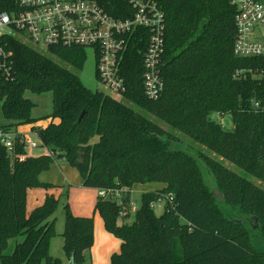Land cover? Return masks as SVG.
<instances>
[{
  "label": "trees",
  "instance_id": "obj_1",
  "mask_svg": "<svg viewBox=\"0 0 264 264\" xmlns=\"http://www.w3.org/2000/svg\"><path fill=\"white\" fill-rule=\"evenodd\" d=\"M14 1L0 0V11L9 12ZM131 1L109 0L107 11L116 18L131 15ZM159 5L165 20L164 86L155 101L143 94L144 46L129 50L126 91L115 98L82 85V50L54 48L46 56L17 39L9 42L13 80L0 82L5 127L49 120L45 128H31L48 154L22 161L0 146V264H63L49 253L62 199L63 254L69 264L86 263L93 219L70 213L66 191L59 198L46 196L26 213V191L51 189L38 177L60 161L79 171L84 188L128 190L121 206L109 197L96 201L104 229L120 242L109 264H264V251L253 247L264 243V191L255 186L264 184V59L234 56L235 11L227 0H159ZM25 93H51V114L32 118L34 104ZM212 115L229 116L232 130ZM175 134L187 139L191 153L174 144ZM24 154V146L16 144L14 155ZM202 168L212 175L213 190ZM136 184L165 187L142 193L128 225L125 205ZM160 201L164 211L156 216L153 206ZM18 238L22 241L5 255Z\"/></svg>",
  "mask_w": 264,
  "mask_h": 264
},
{
  "label": "built area",
  "instance_id": "obj_2",
  "mask_svg": "<svg viewBox=\"0 0 264 264\" xmlns=\"http://www.w3.org/2000/svg\"><path fill=\"white\" fill-rule=\"evenodd\" d=\"M227 1L235 11L234 56L264 59V0ZM108 3L109 0H15L9 12L0 11V82L13 80L9 42L17 39L37 52L79 49L85 57L89 52L95 60L97 82L110 95L120 96L126 91L124 60L132 47L144 46L143 94L148 100H157L164 86L161 56L165 20L159 0L131 1L133 12L122 18L108 13ZM32 135L37 142L30 135L0 124V146L22 161L39 148L37 136ZM16 144L24 146V155H14ZM123 193L101 190L97 196L109 197L121 206ZM123 216L121 213L119 220Z\"/></svg>",
  "mask_w": 264,
  "mask_h": 264
},
{
  "label": "rangeland",
  "instance_id": "obj_3",
  "mask_svg": "<svg viewBox=\"0 0 264 264\" xmlns=\"http://www.w3.org/2000/svg\"><path fill=\"white\" fill-rule=\"evenodd\" d=\"M38 52L48 56L47 50H40ZM78 76H79V79L82 85L88 90L92 92L97 91V92L109 94L107 91L103 89V87L95 79V60L89 54V52L86 55L83 69L80 73H78ZM24 96L26 99L30 100L34 104V108L31 112V116L34 119H41L51 114V111H52L51 93H43L39 95L25 93ZM115 98L117 97L115 96ZM212 119L220 123L226 131L232 130L233 125L231 123V119L229 116L225 115L220 118V117H217L216 115H212ZM3 122L4 120L2 118L1 111H0V124H2ZM30 137L35 142H37V140L33 138L32 135H30ZM175 138L176 140H173V141H174V144L178 145L177 147H179L183 151L191 153L192 150L188 148V145H185L186 143H188L187 139L183 138L181 135H176V134L174 135V139ZM96 140L97 139H94L92 141L96 142ZM92 141H91V144H93ZM36 150H34V153L38 154L37 153L38 150L37 151ZM223 164L227 168L233 171H236V173L240 174V172L236 169V167H234V165H232L229 161L223 160ZM201 171L203 174V179H204L205 184L208 186L209 189L213 190L215 188V182H214L212 175L206 168H202ZM154 185L156 186L157 184H154ZM144 186H146V184L144 185L136 184L132 186L131 189H129L128 194L130 195V197L128 199L129 202L127 204L125 203L126 204L125 206L127 207L125 211H130V217L124 222L128 225L131 224L133 221V218H132L133 211L138 209L140 206V199H141L142 193L147 190L145 189ZM255 186H256V190L258 189L257 191L259 190L264 191V184L256 183ZM164 187L165 186L163 187L161 186L160 190H162ZM123 191H125L126 193L128 190L123 189ZM155 191H159V190H155ZM164 205H165L164 202H158L154 204L153 211L156 216L162 215L164 211ZM220 207L226 214L230 215L231 212L227 206L220 205ZM54 218L56 219V223H55L56 237L52 239L51 241L49 253L52 258L59 259L62 262H65V257L62 251L63 239L61 236L63 232V225H64V211L61 205L58 206L55 212ZM94 222L96 225L98 224V222H100L98 228L95 227ZM93 230H94V243H93L91 250L87 254L86 264H109L111 262L112 256L119 252V248H120L119 242L113 236H110V237L108 236V238H110L108 239L106 235H104L108 233H106V230L104 229L101 223V218L98 213L95 214V219L93 221ZM21 241H22V238H18L17 240L10 241L4 254L10 255L14 250L16 242L19 243ZM253 247L257 251H260V252L264 251V243L261 245H258L254 242Z\"/></svg>",
  "mask_w": 264,
  "mask_h": 264
},
{
  "label": "crops",
  "instance_id": "obj_4",
  "mask_svg": "<svg viewBox=\"0 0 264 264\" xmlns=\"http://www.w3.org/2000/svg\"><path fill=\"white\" fill-rule=\"evenodd\" d=\"M3 124H5V122H3ZM48 124H49V120L39 121L33 126L45 128ZM33 126H21V127H17L16 129H12V128L11 129L19 134L36 135V133H34L31 129ZM92 142L94 143V141ZM88 145L90 146L91 142ZM37 150L36 151L38 154H35L34 151H32L31 154L32 158L48 154V152L45 149H42L40 147ZM38 179L40 183L52 185V188L47 190L42 188H33V189H28L26 191L25 208L27 214H30L34 209L41 206L44 203L46 196L52 195L55 198H59V196L66 191L67 192L66 201L69 206L70 213L75 217L92 218L94 221L96 214L94 209L98 198L97 196L98 191L93 189H87L82 186L83 180L79 171L76 168L70 167L67 163L63 161L56 162L51 164L47 171L41 173ZM161 186L163 187L164 185L157 184L155 186L154 184H148V185L146 184V186H144L145 189H147L145 192L160 190ZM63 204H64V200L62 199L59 205L63 207ZM99 223L100 222H98V224L96 225L94 222L96 228L99 227ZM101 223L103 225L102 219H101ZM93 235H94V230H93ZM104 235H106L107 238L108 236L109 237L112 236L109 233ZM119 247H120V242H119ZM87 254L88 253H86L85 256L86 263H87ZM62 263L68 264L66 257H65V262Z\"/></svg>",
  "mask_w": 264,
  "mask_h": 264
},
{
  "label": "water",
  "instance_id": "obj_5",
  "mask_svg": "<svg viewBox=\"0 0 264 264\" xmlns=\"http://www.w3.org/2000/svg\"><path fill=\"white\" fill-rule=\"evenodd\" d=\"M80 119H81V118H80ZM220 199H222V197H220ZM235 222H236V223H240V221H238V220H237V221L235 220ZM68 264H69V263H68Z\"/></svg>",
  "mask_w": 264,
  "mask_h": 264
}]
</instances>
